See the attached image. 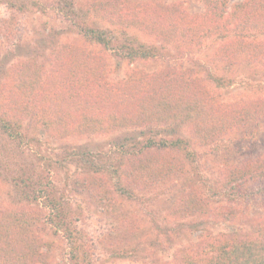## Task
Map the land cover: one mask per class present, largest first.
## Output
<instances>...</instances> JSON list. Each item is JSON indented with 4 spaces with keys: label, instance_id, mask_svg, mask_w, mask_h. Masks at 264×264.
I'll use <instances>...</instances> for the list:
<instances>
[{
    "label": "rangeland",
    "instance_id": "1",
    "mask_svg": "<svg viewBox=\"0 0 264 264\" xmlns=\"http://www.w3.org/2000/svg\"><path fill=\"white\" fill-rule=\"evenodd\" d=\"M103 1L0 0V236L19 224L25 233L8 264H73L63 230L48 221V198L63 215L51 217L79 237L76 264H216L221 247L255 237L264 222V0H219L228 20L218 23L204 16L221 12L216 0H118L117 11L113 0L115 14L101 11ZM236 5L240 18L230 20ZM162 6L207 27L169 42L143 32L147 13ZM86 24L106 31L108 45L86 41L77 32ZM139 43L148 56L127 52ZM65 45L90 57L64 63ZM80 62L93 67L81 87L88 101L105 83L128 98L134 77L158 76L149 92L141 88L137 108L159 94L170 101L164 114H182L96 127L92 116L133 112L128 99L115 112L93 97L87 118L71 127L55 107L64 98L59 81ZM28 73L48 86L38 113L17 88ZM196 103L205 114L191 110ZM8 119L11 128L2 127ZM140 169L157 183L140 185Z\"/></svg>",
    "mask_w": 264,
    "mask_h": 264
},
{
    "label": "trees",
    "instance_id": "2",
    "mask_svg": "<svg viewBox=\"0 0 264 264\" xmlns=\"http://www.w3.org/2000/svg\"><path fill=\"white\" fill-rule=\"evenodd\" d=\"M63 4L66 6L67 3L69 2V0H62ZM216 6L219 7L220 4H223V7L221 8V12L215 10V11H211L213 12L212 14H210V16L208 15H204L206 16V19H210L212 20L213 23H218L222 20H228V18L225 15L226 12V6H225V2H221L219 0H216ZM113 3V0H104L102 2V6H104L105 8L103 9L102 6L100 7L101 11H105L106 14H115L114 9L111 7V4ZM114 3H116V11H117V6H118V0H114ZM262 4H264V1H261ZM108 6V8H107ZM240 5H236L235 6V13L231 12L230 15V20H234L235 18L239 19L240 18V14L238 15V10H239ZM70 8V7H68ZM157 14L156 16L153 13H147V18H151V24L146 25V23L143 22L145 28L142 29L144 30L143 32L149 34V35H155L157 37H162L165 38V40H167L169 42V40H173V38H181L184 35L190 34L191 36H194V29H195V25L197 24V26L199 27L198 30L200 29V32L204 31L205 28L207 27V21L206 19L203 21H199L198 23H196L195 25H193V27L190 25L189 22L184 23V19L181 17V14H179L178 12H174L173 10H170L168 7H158L157 8ZM73 16L75 17V14L73 13ZM261 19H259L260 21ZM197 22V21H196ZM264 24V19H262V21H260ZM141 30V31H142ZM77 32L85 38L86 41L88 40H92L95 41L98 44H101L103 46L108 45V34L106 31H103V29L95 27V25H89L86 24L84 26H81L80 28H78ZM129 41V40H128ZM127 41V42H128ZM132 42L134 43V41L132 40ZM132 42H130V44H132ZM136 43V42H135ZM110 45V44H109ZM66 48V49H65ZM111 48L114 49H119L120 46L119 45H114L112 44ZM131 48V47H130ZM136 48V47H133ZM262 50H264V46L261 47ZM65 49V50H63ZM61 50H63L62 52H59L57 55V58L62 59V61L65 63L67 60H69L71 62V57L72 55H75L76 57H84V58H88L90 57L89 52L85 53L84 51L78 52V50L73 49L72 46L70 45H65ZM259 50V49H257ZM60 51V50H59ZM128 53L132 52V53H137V55L139 56H148V49L146 50L145 46L142 43L138 44V48L136 49H131L127 51ZM151 52V50H150ZM80 55V56H79ZM128 55V54H127ZM69 56V58L67 59L66 57ZM82 64V62H80V65ZM92 65L91 62H89V64H82L81 65V71H79L77 74L75 75H71V73L74 70H69L65 72V78L62 77V79L59 81V87L60 90L63 94L62 100L60 101V104L58 106L55 107V111L57 112L58 115L66 118V121L70 122V126L75 128V126L77 125L76 121H80V120H84V118H87L85 116H83V114L85 112H89V110H92V103H93V97H97V100H102V103L105 104V107H108V109H111L115 112H121V110L123 109V105H122V100L124 99H128L127 102V112L132 113L130 116L128 114H121V115H115L112 114L110 115H106L105 113H102L101 116H92L94 118V120H89L88 122L92 123L95 122V126L96 127H103V125H105L107 122H109L110 125H113L114 123L118 124L123 123V122H127V123H133V124H137L136 122L138 121H143L145 122V120L149 119V116H154V118H160V117H164L166 119L169 118H176L178 117V114H182L181 112H179V110L177 111H172L169 113L164 114V107L165 105L170 102L169 98L167 96H161L159 94L155 95L152 94L153 91H150V97L147 100V102L142 101V105L141 107L138 109L137 105L135 103V98L139 97V95L141 93H143L144 91L157 86V78L156 77H148L147 75H143V76H139L138 79L136 77H134L133 79H136L134 82H132L130 84V92H127L128 94V98L122 96L121 92L119 91L120 87L114 86V85H110V84H106L102 85L100 87V91L97 90V92L94 90L89 97L90 101H88V91H86L85 89H81L82 84L84 82H87L88 77L90 76V69L92 70ZM73 74V73H72ZM95 74H98L97 72ZM69 76V77H68ZM161 77V76H159ZM166 78V77H165ZM132 79V80H133ZM80 83V84H79ZM47 84H44V81L41 80V76L38 73L36 76H32L31 73H28L25 75V77H22V75H19V83L17 84V88H21V90L24 92L25 90V96L26 98L22 101H26L27 103L32 101V104L34 105L35 108H33V112H40L38 109V106L44 101V98L47 96L48 94V86L46 87ZM107 85V86H106ZM84 86V85H83ZM127 86V85H126ZM125 86V87H126ZM167 85L162 86V88L160 87L159 89L155 90L154 92H158L161 91L160 89H164L166 88ZM143 88L144 91L141 89ZM146 89V90H145ZM152 90V89H151ZM82 93H83V100L80 101L82 98ZM23 95V94H22ZM24 96V95H23ZM159 96V97H158ZM132 97V98H129ZM203 100H208L207 97L203 96L201 97ZM64 99H67L69 102L71 103H77L79 105H75L74 107H70L68 104V102L64 103ZM194 98H190V95H188L187 97V101H190V103H192L191 100H193ZM154 102V108H151L152 103ZM201 102V100L199 101ZM203 103V102H202ZM197 104V103H196ZM189 105V104H187ZM188 108H190L188 106ZM27 109V107H26ZM142 109V110H141ZM200 109V113H204L205 111L203 110L204 107L203 105H201V103L197 104V106H194L191 110L194 111H198ZM136 110V111H135ZM141 110V111H140ZM223 111V114L225 113L226 110L224 109H220ZM135 111V112H134ZM214 113H219V109H217L216 112ZM164 114V115H163ZM192 113L190 111H187L185 114L180 115V117L184 116L185 118H188ZM79 117V118H78ZM78 118V119H77ZM123 119V120H122ZM86 120V119H85ZM180 120H182L180 118ZM166 122V121H165ZM11 120L8 119L7 124L6 123H2V127L4 128H11ZM82 126H85L82 125ZM87 127V126H86ZM14 128V125L13 127ZM20 134V133H18ZM18 140H20V137H18ZM175 141H178L176 138L172 139ZM142 169V168H141ZM140 169L141 175L139 176L141 181V184L137 181V178H133L135 183H138L140 185H148V184H154L157 183L158 179L151 174H148V171H142ZM115 175L117 176V170H114ZM134 183V184H135ZM117 189L120 191H123L124 187L119 178H117ZM49 200V208H50V212L51 215L48 214V221H50L52 225L55 226V228L57 230L61 229L63 230V235L65 236V241H66V246L68 248V258L72 259L73 264L75 263L76 257L77 255H79L78 253V247L79 244L75 241V240H79V237L73 236L69 226L67 225L66 221L64 220H57L55 221L53 218H58V217H63L62 213H60L59 211V205L57 202L53 201L52 198H48ZM53 218H52V217ZM19 226L21 227L22 225L19 224ZM20 227H12L11 226V230L12 232H9L8 235L2 237L0 236V264H8L9 261H14L16 262V257H14V249L12 248L13 243L15 241H17L18 239H20L21 235H25V233L23 231H21ZM29 242V239H28ZM31 244V243H30ZM224 245L223 247H221L220 250V255L217 258V262L216 264H264V222H259L257 224V226L255 227V237L248 239L244 242H241L239 244L237 243H231L230 245ZM84 252V251H83ZM82 254V253H80ZM86 254V253H85ZM39 255V254H36ZM84 255V253H83ZM13 257V258H4V257ZM85 256V255H84ZM17 258H19L22 261L25 259V257L23 256H17ZM42 258H36L34 260H41ZM14 262H12L11 264H14Z\"/></svg>",
    "mask_w": 264,
    "mask_h": 264
}]
</instances>
